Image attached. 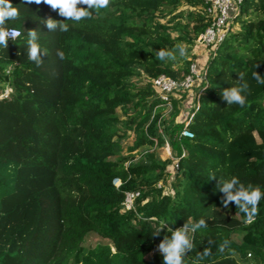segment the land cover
Listing matches in <instances>:
<instances>
[{
  "label": "trees",
  "instance_id": "1",
  "mask_svg": "<svg viewBox=\"0 0 264 264\" xmlns=\"http://www.w3.org/2000/svg\"><path fill=\"white\" fill-rule=\"evenodd\" d=\"M11 3L20 15L3 27L20 35L0 48V264H163L160 222L200 219L184 264H264V199L249 222L216 190L233 176L264 190V85L253 79L264 75V0H244L228 38L206 49L205 81L172 96L165 118L153 81L182 82L199 65L211 24L202 0H110L68 32L47 29L65 18L46 3ZM32 29L40 66L27 58ZM177 45L184 57L156 58ZM239 73L244 107L221 97ZM128 193L139 194L131 209Z\"/></svg>",
  "mask_w": 264,
  "mask_h": 264
},
{
  "label": "clouds",
  "instance_id": "2",
  "mask_svg": "<svg viewBox=\"0 0 264 264\" xmlns=\"http://www.w3.org/2000/svg\"><path fill=\"white\" fill-rule=\"evenodd\" d=\"M27 4L46 3L53 10H58V14L65 19L63 21L53 19L51 17L43 21L49 31L59 29L62 32H68L70 29L67 21L80 22L84 19H91L94 12L100 9H106L110 0H25ZM86 6V7H85ZM20 15V10L13 7L11 0H0V48L7 49L9 39H14L20 33L15 29H7L3 26L8 20H15ZM27 58L36 66H40L43 62L42 56H47V51L39 42V36L36 29L27 31ZM59 58L63 60L65 53L59 51ZM156 58L160 61H176L177 57L185 56L183 46L177 45L172 50H159L155 53ZM253 79L258 85H264V75L258 72L253 73ZM236 84L223 89L221 97L226 101L227 105H238L244 107L249 94V82L245 79L243 73H239V79ZM216 177L213 175L212 178ZM216 190L223 194V205L227 207L230 202L235 205L249 218L251 222L252 215L255 214L258 203L264 199V190L260 187L247 186L239 177L233 176L229 179L219 178ZM251 209V212L249 211ZM174 224V223H172ZM167 221H161L160 227L155 231L153 236H159L166 229L163 239L157 246V250L163 257V264H184L186 254L191 252L194 244L195 233L204 227L206 222L203 219L195 223H185L182 227L173 228ZM212 241H209L211 244ZM227 241L224 242L227 245ZM223 251V247L219 249ZM208 251L204 255L207 256Z\"/></svg>",
  "mask_w": 264,
  "mask_h": 264
},
{
  "label": "built area",
  "instance_id": "3",
  "mask_svg": "<svg viewBox=\"0 0 264 264\" xmlns=\"http://www.w3.org/2000/svg\"><path fill=\"white\" fill-rule=\"evenodd\" d=\"M202 1L209 6L208 12L211 17V24L197 40V48L211 49L214 52L234 30V20L240 14V6L244 0ZM17 37L9 40H15ZM204 67L205 65L193 64L190 74L182 82L175 81L166 76H161L153 81L154 88L163 102L162 106L165 107L168 113L173 110L171 102L172 96L181 98L179 92H192L194 89L199 88L205 81ZM8 93L9 91H6L2 97H6ZM182 135L186 138H193V134L189 130H185ZM178 162L179 159H174L175 171L179 169ZM138 196L139 194H127L126 206L128 209L133 208L134 200Z\"/></svg>",
  "mask_w": 264,
  "mask_h": 264
},
{
  "label": "rangeland",
  "instance_id": "4",
  "mask_svg": "<svg viewBox=\"0 0 264 264\" xmlns=\"http://www.w3.org/2000/svg\"><path fill=\"white\" fill-rule=\"evenodd\" d=\"M205 64H206V63H205ZM187 104L190 106V103H187ZM181 109H182V111H183V113H182V118H185V117H184V114L186 113V109H185V107L182 106V105H181ZM169 114H170V112L168 113V112L166 111V109H165V112H164V114L162 115V117L165 118V117L168 116ZM163 118H161V119H163ZM125 144H127V145H131V144H132V141L130 140V141L126 142ZM127 145H126V146H127ZM158 153H159L160 157H161L163 160H167V159H172V158H173V153H172L171 148L169 147L168 144L166 145V147L161 148V149L159 150ZM173 170H174V168H173ZM97 242H98V240L95 238V239H91L89 244L94 245V244H96Z\"/></svg>",
  "mask_w": 264,
  "mask_h": 264
},
{
  "label": "crops",
  "instance_id": "5",
  "mask_svg": "<svg viewBox=\"0 0 264 264\" xmlns=\"http://www.w3.org/2000/svg\"><path fill=\"white\" fill-rule=\"evenodd\" d=\"M196 54H197L199 65L204 66L208 60V50L199 48L198 50H196Z\"/></svg>",
  "mask_w": 264,
  "mask_h": 264
}]
</instances>
